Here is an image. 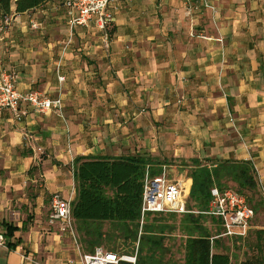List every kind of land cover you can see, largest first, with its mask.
Returning a JSON list of instances; mask_svg holds the SVG:
<instances>
[{
  "label": "crops",
  "instance_id": "crops-1",
  "mask_svg": "<svg viewBox=\"0 0 264 264\" xmlns=\"http://www.w3.org/2000/svg\"><path fill=\"white\" fill-rule=\"evenodd\" d=\"M59 1L12 6L8 29L0 18L1 68L20 92L62 101L0 115V233L16 228L0 264H81L75 224L71 235L49 218L54 194L76 196L77 157L145 156L183 169L189 188L183 164L249 161L264 187V0H119L106 43L57 14L62 40L43 18Z\"/></svg>",
  "mask_w": 264,
  "mask_h": 264
},
{
  "label": "trees",
  "instance_id": "trees-1",
  "mask_svg": "<svg viewBox=\"0 0 264 264\" xmlns=\"http://www.w3.org/2000/svg\"><path fill=\"white\" fill-rule=\"evenodd\" d=\"M49 1L0 0V18L9 15L12 6L15 7V13L21 14L37 9ZM108 26H111L110 23ZM107 30L108 38H112L114 29L111 27ZM159 165L157 160L145 156L74 159L72 172L76 196L71 201V218L83 249L92 253L96 247H102L106 251L117 254L122 252L125 255H132L137 251L135 264H178L172 260L174 251L182 258L179 261L181 264H233L228 254L215 251L221 246L219 241L225 240L217 238L222 233L218 219L201 213L178 215L182 217L178 229L184 239L178 248L164 244L163 239L165 234L174 232L176 226L160 220L163 215L174 218L176 214L141 215L145 175H160ZM183 165L190 167L188 177L191 179V186L187 199L189 211H206L213 187L231 189L244 196L247 193V204L254 213L258 206L262 205V200L254 201V196L259 190L251 162L225 160L206 164L194 160ZM205 223L208 225L205 226ZM104 224L109 225V228L105 230ZM4 228L3 235L7 247L14 249L15 245L10 241L16 228L9 224H5ZM253 235L254 242L248 245L256 250L257 256L241 259L237 264H264L260 257L261 251L264 250V230H256ZM246 238L243 241L226 240L241 246Z\"/></svg>",
  "mask_w": 264,
  "mask_h": 264
},
{
  "label": "built area",
  "instance_id": "built-area-1",
  "mask_svg": "<svg viewBox=\"0 0 264 264\" xmlns=\"http://www.w3.org/2000/svg\"><path fill=\"white\" fill-rule=\"evenodd\" d=\"M119 0H60L58 5L67 18L69 29L87 27L90 24L103 33L104 42L108 40V24L111 15L109 6ZM190 2L192 0H186ZM13 19L10 15L2 18L5 29L11 27ZM32 29L37 30L39 24L30 21ZM61 82L63 77H58ZM16 76L7 73L0 64V115L4 111L18 112L21 106L29 108L32 112L46 115L52 110L61 112L62 101L60 98L49 99L37 91L20 92L17 89ZM264 191V187H260ZM71 199H63L59 194L51 198L50 222L60 223L62 232H70L73 235L71 218ZM151 214H176L185 215L201 213L213 217L221 222L222 233L217 236L228 240H244L255 217L254 210L247 204L246 197L231 189L210 190V201L204 212L189 211L187 208V195L179 181L166 179L165 168L160 175L149 177L145 175L142 199L141 215ZM214 239L211 238V241ZM4 235L0 233V246H5ZM136 256L118 255L106 251L102 247H96L92 253L81 255V264H135Z\"/></svg>",
  "mask_w": 264,
  "mask_h": 264
},
{
  "label": "rangeland",
  "instance_id": "rangeland-1",
  "mask_svg": "<svg viewBox=\"0 0 264 264\" xmlns=\"http://www.w3.org/2000/svg\"><path fill=\"white\" fill-rule=\"evenodd\" d=\"M57 10L53 11L54 14H51L50 17L46 16L43 18H45L47 21L53 22V24H55L57 26L56 34L62 40H65L67 38V35H70V30H68V27H67L63 18L62 19L61 18L56 19L57 14H59L60 17L63 15L62 9H57ZM89 26L93 27V25H91V24ZM108 29L110 30L111 26L110 27L108 26ZM44 34L45 33L41 34V36H44ZM182 170L179 168L167 169V170H165V175H166L167 180L179 181L181 183V186L184 189V191L187 195V199H188V194H189V190H190L189 183L185 184V182H183L182 178L180 177L179 173ZM188 176H189V169H188V172H186V177H188ZM258 190H259V192L257 193V195L254 196V201L255 200H257V201L262 200V205L258 206L257 210L255 211V217L251 222V226H250L247 238L244 241V243H242L241 246H238V244H236V243L234 244V242H232L233 240L231 242H229L226 239L225 240L222 239L221 241H219L221 243V246H219L215 249V251L217 250V252L222 251V252H225L226 254H228L231 257L233 264H237V262H239V260H241V259L245 260V259H249V258H253V257L257 256L256 250L254 248H249L248 243L254 242V235H253L254 231L264 230V191H262L260 186H258ZM245 196L248 197V194L245 193ZM160 218H162L160 220L164 221L166 224L176 226V230L174 232L167 233L164 235V237H163L164 244L174 245V246L179 248L180 242L184 240L180 235L181 234L180 230L178 229V226L180 224V220L182 219V217L176 215L174 218H172L169 215H166V216L163 215ZM150 219H151V217H150ZM72 225L74 227V222H72ZM207 225H208V223H205V226H207ZM103 228L106 230L109 228V225L104 224ZM78 236H79V234H78ZM79 245H81V248H82V242H81L80 236H79ZM136 252L137 251H134L132 253V255H125V253H122V252L121 253L119 252V254H122L124 256H136ZM179 252L180 251H178V254H179ZM173 255H174V257L172 258V260H175L176 263L181 264L179 261L182 258L177 255V251H174ZM165 257L167 258L168 256H165ZM260 257L262 258V260H264V250L261 251ZM235 260H237V261H235Z\"/></svg>",
  "mask_w": 264,
  "mask_h": 264
}]
</instances>
